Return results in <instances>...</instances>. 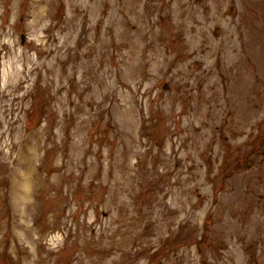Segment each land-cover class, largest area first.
I'll return each instance as SVG.
<instances>
[{
	"label": "rangeland",
	"instance_id": "obj_1",
	"mask_svg": "<svg viewBox=\"0 0 264 264\" xmlns=\"http://www.w3.org/2000/svg\"><path fill=\"white\" fill-rule=\"evenodd\" d=\"M0 264H264V0H0Z\"/></svg>",
	"mask_w": 264,
	"mask_h": 264
}]
</instances>
